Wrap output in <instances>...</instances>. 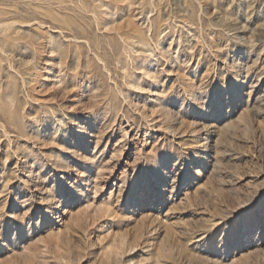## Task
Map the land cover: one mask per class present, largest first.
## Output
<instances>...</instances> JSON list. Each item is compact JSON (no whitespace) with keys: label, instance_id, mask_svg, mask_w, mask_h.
<instances>
[{"label":"rangeland","instance_id":"obj_1","mask_svg":"<svg viewBox=\"0 0 264 264\" xmlns=\"http://www.w3.org/2000/svg\"><path fill=\"white\" fill-rule=\"evenodd\" d=\"M264 0H0V264H264Z\"/></svg>","mask_w":264,"mask_h":264},{"label":"bare ground","instance_id":"obj_2","mask_svg":"<svg viewBox=\"0 0 264 264\" xmlns=\"http://www.w3.org/2000/svg\"><path fill=\"white\" fill-rule=\"evenodd\" d=\"M264 92V91H263Z\"/></svg>","mask_w":264,"mask_h":264}]
</instances>
